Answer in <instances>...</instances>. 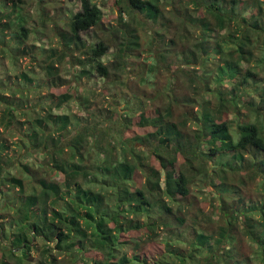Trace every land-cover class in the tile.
I'll use <instances>...</instances> for the list:
<instances>
[{
  "label": "trees",
  "instance_id": "16d2710c",
  "mask_svg": "<svg viewBox=\"0 0 264 264\" xmlns=\"http://www.w3.org/2000/svg\"><path fill=\"white\" fill-rule=\"evenodd\" d=\"M10 1L12 11L7 2L0 7V44L13 58L29 54L37 59L38 67L51 79V89L69 87L58 68L52 72L55 49H44L45 43L28 46L32 34L27 25L34 16L26 10L27 0ZM112 1L119 7L115 25L105 23L97 3L80 0L81 10L66 26L51 28L62 44L60 64L69 59L71 69H81L82 77L88 74L85 63H92L110 88L122 86L105 108L112 119L101 114L104 107L96 111L86 107V116H55L52 110L43 111L45 97L33 102L25 91L11 88L10 96H5L0 89V128H5L0 129V198L5 194L4 209L14 210L20 223L8 235L0 226L4 239L0 264H12L1 261L2 256L14 257L19 264L31 259L38 238L44 243L37 264H83L93 253H99L96 264H143L138 258L132 261L124 250L136 247V240L124 242L122 235L147 229L155 236L159 228L170 232L163 241L162 258L153 264H244L236 247L225 250L223 243L233 240L236 217L245 218L244 223L254 217L221 207L214 212L215 221L212 214L203 213L188 227L182 208L166 202L161 171L178 161L177 152L182 154L186 169L174 174L169 184L172 194L181 199L189 197L198 176L212 175L225 185L244 172L254 179L264 177V0ZM163 3L172 4V10L164 12ZM44 8L42 13H50ZM38 11L34 6L33 13ZM44 16L42 23L52 21ZM176 20L178 26H173ZM5 29L17 31L8 36ZM91 29L98 30L97 43L82 37ZM112 48L116 52L111 57ZM177 64L178 71L160 88L157 77L165 69L169 75ZM121 72L129 77L136 74L140 93H125L128 82L121 81ZM31 77L23 75L22 89L30 87ZM176 78H183L184 84L173 86ZM84 92L86 100L97 94L92 88ZM135 118L141 119L140 133H130ZM23 130L19 142L11 143L9 138ZM152 157L160 170L151 163ZM28 173L33 185L27 187L29 193L19 176ZM136 173L144 185L132 192L129 183ZM40 182L57 187L55 199L44 207L39 203L43 199ZM15 185L22 192L12 193ZM231 185L226 191L233 193ZM256 204L264 221V190ZM120 215L131 219L119 226ZM222 221L227 222L225 226ZM257 222L248 224L249 235L261 250L260 264H264V222ZM210 223L218 224V236L210 231Z\"/></svg>",
  "mask_w": 264,
  "mask_h": 264
},
{
  "label": "rangeland",
  "instance_id": "374dc122",
  "mask_svg": "<svg viewBox=\"0 0 264 264\" xmlns=\"http://www.w3.org/2000/svg\"><path fill=\"white\" fill-rule=\"evenodd\" d=\"M92 1L97 3L103 9L105 23H110V25L117 24L115 20L119 17V7L115 4V2H113L112 0ZM183 1L186 3L188 0ZM5 2H7L8 4V10L12 11L13 3L10 0H0V7H2ZM27 5L29 6L26 10L30 11V15L34 16L28 21L27 25L29 33L32 34L29 41L27 42L28 46H41L40 44L45 43V45L43 44L44 49H55V51L57 52V56L52 59V61L54 60V68L52 72L57 73L58 68L63 78L68 80L69 87L63 86L60 88L51 89L49 87L51 79L48 75L46 76V73L38 67L37 59L30 57L29 54L13 58L10 56L9 49H7L6 46H2L0 44V89L3 90H1V93L5 96H10V89L14 88L19 90V92H27L26 96L29 97L33 102L41 101L40 98L45 97L42 100V102L46 104V108L43 109V111L52 110L55 116L69 114L78 115V113H80L81 116H86V107H89V109H92L94 111L98 110V107H104V112L101 113V111H99L98 114L101 113L108 119H112L111 114L106 111L105 108H109L113 95L119 94L122 90V86L117 84V88H110L106 80L104 81L103 79H101V77H99V75L95 72L92 63H85L84 68L88 71V74L81 77L79 76L81 69L72 70L69 63L67 62L69 61V59H66L62 64H60L58 60V56L62 53L63 48L59 38L55 36V34L51 31V28L55 24L66 26L65 24L69 22L70 17L74 13L81 10L80 0H27ZM34 6L39 10L38 12L33 13ZM41 7H46V10L45 8L44 10L50 13H42ZM163 7L165 9L164 12H169V10H172L173 5L163 3ZM191 8H193V6ZM42 14L45 15L44 17H46L47 20H50L52 18V21H45V23L48 24L47 28L43 26V24L45 23H42L40 20ZM167 16L169 19L174 18L172 16L169 17V14H167ZM14 18H16L15 15L10 21L12 26L13 22L16 21ZM2 21L6 22L5 19H3ZM172 25L178 26V21L176 20V22L172 23ZM5 30L8 33V36H10L11 33L17 31L15 29ZM97 35L98 30L91 29L88 32L83 33L82 37L86 41L97 43L99 41V39H97ZM142 39L143 43H146V37L143 33ZM6 50H8V52H6ZM11 52L14 55L18 54V52ZM115 52L116 48H112L109 52L111 57ZM143 57L147 58L145 54L143 55ZM82 58H85L86 60V57L83 56ZM104 60L105 62H107L108 59ZM169 62L173 63L175 62V60L169 59ZM173 66L174 68L170 69V72L168 73L169 75H167V70L165 69L162 73H160L159 77H157L160 88H165L170 79V76L178 71L179 65L177 64ZM125 72H121L119 74V77L123 83H125L126 80L128 82L124 87L125 93H140V88H138L137 83L138 78H136V74L132 72L133 77H129V75ZM23 75H32L31 78L34 79L33 83L28 89H22L20 87V84L23 80ZM183 80V78L173 79V86H181L182 84H184ZM90 88L96 91L97 94H95V96L89 95L90 98L86 100L83 94L85 93V90ZM155 104H157V101L154 102V105ZM80 105L81 109L79 107ZM1 114L2 111H0V117L3 115ZM102 117L100 118L101 121ZM133 121L134 122L130 133H132V131L140 133L142 129V126L140 125L141 119L135 118ZM0 129L5 130V128L3 127H1ZM23 134L24 130L21 132H16L9 138V140L11 141V143L19 142V139ZM128 136L129 135H126L125 138H127ZM12 146L14 150L15 145L12 144ZM15 150L17 151V149ZM10 152V155L14 157V152ZM117 154L121 156V148H117ZM177 158L178 161L171 165L167 171H161V188L163 190V195L166 199V202L170 205V207H173L175 209H177L178 207L182 208L183 214H186V216L180 214L178 211L177 213L180 216H184L186 218L188 227L189 225H192L193 218H195L196 216H202L203 213H206L207 215L212 214L211 216L215 221L218 216L214 215V212H218L221 207H224L228 211L233 210L235 214L242 215V213H244L246 215H252L254 217V220H248L245 223V218H242L241 220V218L236 217L234 225L236 226L235 229L237 231H235V233H231V235L234 236L233 240L228 244L226 242L223 243V248L226 247L225 250H227L231 246H235L237 252L242 256L241 258H243L244 264H260L261 250H259L258 245L254 241H252L249 235L250 229L248 227V224L250 223L256 225L258 224L257 220H261L262 222H264L263 214L260 212L258 213L256 204V200H261V191L264 190V177H262L261 175L254 176V179L251 175L248 174V172H244L243 174H238L236 176V182L235 179L231 178L229 181L230 183L227 182V185H225V183L218 177L215 178L212 175L211 177L198 176L191 183V193L189 197L187 199H181L179 196H177L176 193L172 194L173 190H171V188L169 187V184L173 183V175H178L180 174V172H183L186 169L185 165L183 164L184 160L182 159L181 153L177 152ZM151 163L157 170H160L158 160H156L154 157L151 158ZM16 175L18 176V173ZM19 176L24 179L25 192L29 193L30 190L27 187H33V185H31L30 183L31 179H29L32 174L28 173L27 177L26 175ZM231 183V186H233V189L235 190V192L233 193L226 191L228 185H230ZM143 185L144 180L142 176L139 173H136L133 180L129 183V188L133 192L140 190ZM37 186H40V189L38 191L40 193V196H43V199L41 198L39 202L40 207L46 206L55 199V189L57 187L54 184L40 182L37 184ZM43 191H46L45 194L43 193ZM17 192H22V190L19 186L15 185L12 188V193L16 194ZM4 196L5 194H2L0 198V226H3L4 232H6V234L8 235L12 231H14L16 225L20 223L19 219L17 220L18 216L16 215V217H14V210L9 211L4 209L6 201L3 198ZM176 200H178V202H175ZM251 211H253L254 213H250ZM128 219H131V217L123 215L117 216V224L119 226H123L127 223ZM222 223L224 224L223 226H225L227 222L224 223L222 221ZM209 229L210 231H214L218 236L217 232L219 231V227L217 223H210ZM230 229L233 230L234 227L231 226L229 227V230ZM251 229L252 231H255L253 228ZM169 232L170 231H165L162 228H159L157 231V235L155 236L147 229H142L140 231L134 230L130 233H125L122 235L121 240L124 242H129L130 240L134 239L136 240L135 243L137 246L135 247L129 245L127 250L126 248L123 249L132 259V261H137L138 258V260L143 264H145V262L153 264L158 259L162 258L165 249L163 241L168 238ZM173 236L177 237V233H174ZM3 241L4 239H2L0 235V242L3 243ZM43 243L44 241L41 238L34 239V246L37 247V250H32L30 253L31 259L25 260L24 262H22V264H37L40 258V247ZM14 252L15 254H17L19 253V250L16 249ZM98 254L93 253L91 258L88 259V262L85 260L84 263H82L90 264L91 262H93L91 264H96L95 260H99ZM60 258H62V256ZM1 261H7L12 264H19L18 260L14 257L7 258L2 256Z\"/></svg>",
  "mask_w": 264,
  "mask_h": 264
}]
</instances>
